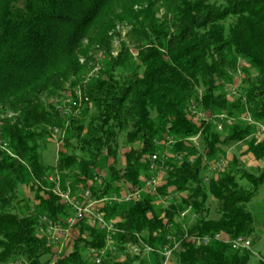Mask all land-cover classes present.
<instances>
[{"label":"trees","instance_id":"obj_1","mask_svg":"<svg viewBox=\"0 0 264 264\" xmlns=\"http://www.w3.org/2000/svg\"><path fill=\"white\" fill-rule=\"evenodd\" d=\"M220 1L0 0V132L8 148H0V264H96L91 250L104 251L100 264H164L168 252L176 264H251L249 251L222 241L198 248L187 237L252 236L248 205L264 185V170H246L238 157L213 171L227 163V148L245 142L264 161V140L255 136L264 125V0ZM138 5L146 7L138 12ZM119 22L132 31L114 58L111 30ZM96 45L106 60L93 75L82 58L91 59ZM69 99L77 111L63 122ZM199 114L207 118L196 121ZM48 127L65 135L57 170L72 182L73 197L89 192L88 202L105 201L98 211L105 221H116L115 249L110 233L85 219L71 251L54 261L40 228H63L74 211L36 187L54 174L39 152ZM122 136L129 151L119 171ZM193 138H201L203 152ZM102 155L114 163L99 193ZM153 155L164 164L157 173L149 170ZM158 174H166L162 184L143 192ZM23 186L34 191L33 204ZM138 191L137 200L114 199ZM212 200L216 218L209 217ZM119 253L124 258L116 260Z\"/></svg>","mask_w":264,"mask_h":264},{"label":"rangeland","instance_id":"obj_2","mask_svg":"<svg viewBox=\"0 0 264 264\" xmlns=\"http://www.w3.org/2000/svg\"><path fill=\"white\" fill-rule=\"evenodd\" d=\"M214 1H216V0H214ZM121 7H117L116 9L111 8V11L109 10L110 14H112V12L114 11L111 16H113L116 13H120ZM145 7H146V5H144V6L138 5V6H135V10L139 12L142 8H145ZM109 11L107 12L108 14H109ZM161 16H162V11L159 14V17H161ZM114 27H115L114 30L113 31L111 30V37H113L112 45H111V53H112L111 55L115 58L120 54L121 46H122L123 42L127 43L129 33L132 31V26L129 22H125V23L119 22ZM86 45H88V44L85 43L84 46H86ZM98 47L99 46L96 45L92 48V53L89 54L90 55L89 57H91V59L89 58V60H88L85 58V56H84V58H82V60L85 61L87 65H90V67H95V69H93V71H92L93 75H96L100 71L99 69H101V67L103 65V62H102L103 59L106 60V57L104 56V53L106 51H104L102 48L101 51L103 54H101V52L97 51ZM128 47L131 48L130 51L133 53V55H135L134 57L136 58L137 52H135L133 50V47L131 45H128ZM235 82H237V84H239L240 80L237 79ZM78 92H81L78 94V99H80L79 102L82 103L83 96H84L82 94L83 92L79 91V90H78ZM81 107H82V109H84L85 105H81ZM64 108H66V111H65L66 115L61 117L63 122H65L64 117L67 116L68 112H70V113L75 112L76 113V111H77V110H75V108H76L75 106H70L68 103L64 104ZM4 117L5 116L0 115V120L3 119ZM204 118H207V116H204ZM80 121H83V118L80 119ZM257 128H258L257 132L259 133V126ZM45 129H47V131H48V137L44 138L45 144L43 145L42 149L39 150V152H40L41 160H42L43 164L52 168L54 171V174H51L52 173L51 172L48 175H46L42 180H35L37 183L36 187L37 188L39 187L40 189H42L43 193H45L44 194L45 196H46V192L44 190L52 191L55 195L60 196L62 203L71 207L74 211V215L68 219L75 218L74 216H75L76 210H75L74 205L68 203L67 201H69V200H66L65 197H63L62 195L69 193V197H70L69 199H75L78 202H80V201L88 202V199L85 198V196L83 194H81L80 197H78V196H76V198H75V196L73 197L72 192H71L72 182L70 180L64 181L62 178L61 172H60V174L58 173V170H57L58 160L60 158L61 153L65 152L64 151V149H65L64 148V142H63V138L65 137V135L63 134L62 129L58 128V127H56V128H49L48 127ZM255 136H256V138L259 137L257 134H255ZM119 140H120L119 141L120 150L118 153V160L116 163V168L120 171L123 168H125V166H126L124 155L126 152L129 151V148L125 147L124 136H122L121 139H119ZM260 140L263 141L264 138L262 137ZM193 141L198 146L199 150L202 151L203 145L201 142V138H193ZM247 148H248V146H247L246 142L241 143L239 145H235V146L230 147V148H227V150H226V152H227V157H226L227 158V164L229 162H231L233 157H238L240 159L242 165H243V168H245L246 170H252L253 172L257 171V173H260L261 171L264 170V161H257L252 154L247 153V151H248ZM113 163H114V161L112 159H108L105 155H102V158L100 159V161L98 163V169L96 171L97 172L96 177H99L98 181L96 182L97 187H94L95 190H97L99 193L102 191L103 184L105 185L110 180V174H109L110 169L109 168H110V165H112ZM55 169H56V171H55ZM162 175L164 177L160 182L161 184L165 180V177H166V174H162ZM143 179L145 181V177ZM66 184H70V187H69L70 190H68V186ZM89 185L91 186V184H88V186ZM21 189H22L21 192H22L24 198H26L27 200H29V202L31 204H33V201H34L33 199H35L34 191L31 190L30 187H28V186H23ZM184 195L185 194H183V196ZM127 196H129L128 193L123 192V193H121L120 196L114 197V199H116L117 201H124L125 197H127ZM168 202H169V200H165V199L162 200V204L164 206H168ZM104 204H105V201H101V202L96 203L94 206H92L93 212L101 211V209L104 207ZM248 210L252 213V215L254 217V227H255V231H254L253 235L250 237H245L248 240H250V247H248V249H240L239 251H234L232 249V241H234L235 239H227L223 235H222L223 236L222 242H227V245L230 246V248L234 252L249 251L252 254L251 264H264V185L260 188V191L257 193V195L253 199V201L248 205ZM210 211H211L210 216H209L210 218H216L218 216L217 204L213 200L210 203ZM183 216H185V215H183ZM68 219L66 220V223L64 224L62 229L67 230L69 236L66 239H61L59 244L52 245V251L56 256V259L54 261L57 260L58 255L61 258L62 255L67 254L71 251V246L69 243L71 240L73 241V239L77 238V236L79 234V230H78L79 227H77V226L82 220L77 221V223H75L74 225L71 226L67 222ZM83 220H85V219H83ZM187 237H188V239L191 238V236H187ZM241 237H244V236H241ZM67 239H68V241L66 242ZM214 241H217V240H214ZM66 244H68L70 247L68 248V246ZM210 244L211 243H209L207 245L196 246V247L200 248V247L208 246ZM66 249L68 251H65ZM177 249H179V247H177ZM177 249H176V251H177ZM168 253L166 254V259L168 261L164 264H176V260H175V257L173 256V254L170 255ZM87 255L89 257V253ZM121 256H123V254L119 253L114 258L116 260L117 259L121 260L124 258ZM143 256L146 257V256H148V254L143 253ZM89 259H90V262L92 263V261H93L92 258L89 257ZM135 264H140V263L135 262Z\"/></svg>","mask_w":264,"mask_h":264},{"label":"built area","instance_id":"obj_3","mask_svg":"<svg viewBox=\"0 0 264 264\" xmlns=\"http://www.w3.org/2000/svg\"><path fill=\"white\" fill-rule=\"evenodd\" d=\"M65 103H68L70 106H77V103H75L74 101H72V99H69L68 101H66ZM193 114V113H192ZM204 118V115H197L196 121H200ZM259 126V137L260 139L263 137L264 138V125H258ZM262 137H261V136ZM0 147H2L4 150L7 148L6 145L3 144V139H2V135L0 132ZM149 164V170L151 173H157L161 170H163V163L158 162V156L157 155H153L151 158H149L148 161ZM216 165V166H215ZM227 163H225V161H222L218 164H214L213 165V171H221L226 167ZM161 174H158L155 177H152L150 180L146 181L145 187L142 190L143 192H147L149 194H151L152 192L156 191V188L158 186H160V180H161ZM68 185V190L69 189V184ZM142 191H138V192H134L133 194L125 197L126 201H130L132 200H137L140 198V193ZM63 197H65L68 203L74 205L75 207V218H71L68 219V223L72 226L75 223H77V221L79 220H83V219H88L90 221V225L91 226H98L100 227L102 230L107 231L108 233H110V236L108 237V245L111 247V249H115L114 245H113V238L111 237V234L114 233V224L115 222H111V223H107L104 219V214L101 212H93V208L92 206H94L96 203L98 202H78L75 199H69V193L62 195ZM85 198L89 199L90 195L89 192L85 193ZM47 222V221H46ZM40 234L43 237H47L50 244L51 245H57L60 243L61 239H66L69 234L67 230H64L62 228H60L59 226H57L56 224H53L51 222H47L45 224V227L40 228ZM223 241V236L222 235H218L216 234L213 238L210 237H204V238H190L188 239V242L193 243L196 246H202V245H207L209 243H211V241ZM68 241V239L66 240V242ZM248 247H250V240H248L245 237H239L237 239H235L234 241H232V249L234 251H239L240 249H248ZM130 248V253L138 255L140 252V248L138 246H132L129 247ZM149 251V250H148ZM104 253V251L101 252H97L96 250H91L90 254H92L93 259L95 260L96 264H100L101 263V257L100 255H102ZM170 254V253H168ZM168 260H166L167 262ZM55 264V263H53Z\"/></svg>","mask_w":264,"mask_h":264},{"label":"bare ground","instance_id":"obj_4","mask_svg":"<svg viewBox=\"0 0 264 264\" xmlns=\"http://www.w3.org/2000/svg\"><path fill=\"white\" fill-rule=\"evenodd\" d=\"M0 148H2V147H0ZM3 149V148H2Z\"/></svg>","mask_w":264,"mask_h":264}]
</instances>
